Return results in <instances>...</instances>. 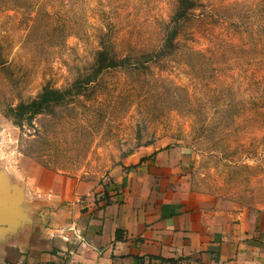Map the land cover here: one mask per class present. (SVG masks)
I'll return each mask as SVG.
<instances>
[{"label": "rangeland", "instance_id": "obj_1", "mask_svg": "<svg viewBox=\"0 0 264 264\" xmlns=\"http://www.w3.org/2000/svg\"><path fill=\"white\" fill-rule=\"evenodd\" d=\"M191 2L0 0V158L264 213V0Z\"/></svg>", "mask_w": 264, "mask_h": 264}, {"label": "crops", "instance_id": "obj_2", "mask_svg": "<svg viewBox=\"0 0 264 264\" xmlns=\"http://www.w3.org/2000/svg\"><path fill=\"white\" fill-rule=\"evenodd\" d=\"M169 158L152 157L153 172L173 169ZM132 175L109 192L1 157L0 264H264V213L180 192L137 196Z\"/></svg>", "mask_w": 264, "mask_h": 264}, {"label": "trees", "instance_id": "obj_3", "mask_svg": "<svg viewBox=\"0 0 264 264\" xmlns=\"http://www.w3.org/2000/svg\"><path fill=\"white\" fill-rule=\"evenodd\" d=\"M191 6H192L191 0H179V8H178L179 13L175 17V20H180L183 17V15L188 11V9H190ZM176 35H177L176 32H171L168 35V38L165 41L166 48H168V49L173 48V46H174L173 41H174ZM109 60H110V58H109L108 48L106 45H104L102 51H100V53L98 54V63L104 62V61H109ZM108 67H110V66H108ZM105 68H107V67H104L103 65H100V67H99L100 70H103ZM50 94H52V93L50 92ZM45 98H46V96L44 95L42 99L45 100ZM37 105H38L37 102H33L31 105H29V107L33 108V107H36ZM37 110L38 109H34L35 112ZM103 199L105 201H110L108 193H106V195L104 196Z\"/></svg>", "mask_w": 264, "mask_h": 264}]
</instances>
